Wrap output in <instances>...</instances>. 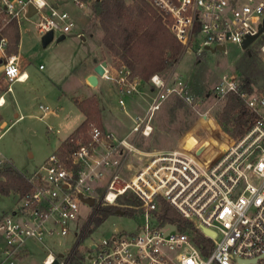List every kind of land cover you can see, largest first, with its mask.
<instances>
[{
    "label": "built area",
    "instance_id": "1",
    "mask_svg": "<svg viewBox=\"0 0 264 264\" xmlns=\"http://www.w3.org/2000/svg\"><path fill=\"white\" fill-rule=\"evenodd\" d=\"M70 1L78 9L86 8L81 0ZM145 1L183 52H192L193 48L197 54L218 52L223 47L226 53V46L240 47L247 37L257 34L264 19L262 0ZM29 6L36 10L34 26L40 38L48 33L65 36L74 27L70 15L57 2L0 0V71L6 85L0 108L11 85L26 80L17 57L7 54L9 42L4 32L11 24L18 27L28 19ZM261 51L264 55V45ZM239 76H224L216 94L238 95L251 115V124L214 160L207 147L198 153L174 147L150 156L125 178L121 163L136 151L134 146L128 137L117 140L112 133L92 125L88 142L77 140L69 153L56 150L49 155L26 176L29 191L19 196L10 214L0 218V264L17 261L29 240L43 244L47 238L66 237L81 205L88 206L91 213L75 230L71 248L54 256L43 246L48 253L42 264H264V91L242 92ZM101 78L117 90L122 110L123 97L142 95L140 80L124 66L106 64ZM148 83L154 96L143 115L132 119L129 135L149 137L154 114L170 97L192 104L186 83L177 76L170 82L153 75ZM39 111L41 118L52 112L43 106ZM8 128L0 117V141ZM6 165L10 162L0 154V169ZM128 194L138 206H117L118 200ZM89 199L93 200L91 206L85 203ZM161 203L191 229L181 230L179 222H162ZM104 206L134 210L137 214L132 218L139 225L134 232L112 231L108 238L80 247L90 232L96 209ZM197 235L209 243L199 241ZM253 260L255 263H251Z\"/></svg>",
    "mask_w": 264,
    "mask_h": 264
},
{
    "label": "rangeland",
    "instance_id": "2",
    "mask_svg": "<svg viewBox=\"0 0 264 264\" xmlns=\"http://www.w3.org/2000/svg\"><path fill=\"white\" fill-rule=\"evenodd\" d=\"M49 1L57 2L70 15L74 27L64 36V40L57 42L59 36H55L43 48L34 26L38 17L34 15L21 21L18 26L17 56L20 71L26 74V80L11 85V92L4 94V105L0 108L1 120L9 126L0 141V154L25 176L38 169L79 123L81 112L74 100L86 97L83 74L89 61L98 55L100 59H108L115 66L111 57L99 47L102 32L89 4H86V8L78 9L70 0ZM125 1L130 3L132 0ZM82 25L86 27L87 33L82 31ZM90 32L92 33L88 34ZM263 45L264 33L245 51L228 45L226 53L204 51L197 54L194 48L192 52H183L180 59L170 65L161 76L170 82L177 76L185 82L192 104L177 101L175 97L168 98L154 114L150 122L152 130L147 138L129 134L132 126L130 118L143 115L149 103L147 97L155 93L149 94V83L140 82V90L148 102L139 98L132 106L131 98L123 97L125 110H122L118 105L119 94L113 84L99 79L97 96L106 129L113 134L120 133L122 137L127 135L128 142L136 150L122 160V177H130L150 156L174 147L195 153L207 147L211 150L212 160L222 153L234 139L225 134L216 121L215 117L222 111L226 100L216 94V87L224 76L230 74H240L241 86L243 71L247 68L248 60L252 58L255 60V66L250 70L252 90L264 91V55L261 51ZM2 63L0 61V68ZM5 86L0 71L1 94ZM39 106L47 107L54 113L41 118ZM140 106L144 110L141 108L138 112ZM108 122L116 125V132H111L112 125ZM115 138L122 139L117 136ZM18 198L17 194L6 197L0 195V218L15 209ZM90 213L88 206H79L76 220L69 226L66 237L47 238L43 244L27 241L25 248L28 254L20 253L13 264H42L48 253L43 246L54 256L65 254L74 243L75 230L84 225ZM137 225L139 221L133 218L110 215L97 228L91 224L90 232L80 247L106 239L112 231L134 232ZM2 246L0 240V249Z\"/></svg>",
    "mask_w": 264,
    "mask_h": 264
},
{
    "label": "trees",
    "instance_id": "3",
    "mask_svg": "<svg viewBox=\"0 0 264 264\" xmlns=\"http://www.w3.org/2000/svg\"><path fill=\"white\" fill-rule=\"evenodd\" d=\"M91 6L92 12L98 21L102 32L101 47L111 57L116 67L124 66L130 70L131 75L140 82L147 83L153 75H160L174 64L183 54L181 45L175 40L168 29L161 22L160 16L145 0H81ZM4 36L9 46L8 55L17 56L19 43L18 27L11 24ZM247 57H249L247 55ZM251 63H253L251 65ZM255 60H248L247 68L243 71V80L240 90L245 93L252 92L253 80L251 68ZM163 77V76H161ZM1 95V91H0ZM222 111L216 115V121L223 132L237 140L248 130L251 124V115L246 111L243 100L236 94H228ZM177 101L183 102L178 97ZM79 111L84 115V121L60 144L58 151L69 153L73 142L90 140V125L104 129L101 120L99 101L96 96L84 100H74ZM29 191L26 176L18 172L13 165H6L0 169V195L9 196L17 194L23 196ZM127 196V197H126ZM123 196L118 205L138 206V201L131 195ZM117 206H104L96 209L92 224L99 227L110 215L117 211L123 212V217L132 218L137 213L128 208ZM160 219L162 222H179L181 230L191 229L189 223L183 221L171 210L161 203ZM199 241L209 243L202 236L197 235Z\"/></svg>",
    "mask_w": 264,
    "mask_h": 264
},
{
    "label": "crops",
    "instance_id": "4",
    "mask_svg": "<svg viewBox=\"0 0 264 264\" xmlns=\"http://www.w3.org/2000/svg\"><path fill=\"white\" fill-rule=\"evenodd\" d=\"M96 21H97V19H96ZM97 26H98V21H97ZM83 30V32H86L87 33V30H86V27L85 26H83L82 25V27H81ZM98 28H99V26H98ZM100 29V28H99ZM92 31V30H91ZM92 32H90V33H88V34H91ZM82 40H84L83 38H81ZM101 39H102V35H101V38L99 39V47L102 49V47H101ZM104 51V50H103ZM106 54V53H105ZM17 57V64H18V56H16ZM103 62H105L106 64H110L109 63V61H108V59H100L99 58V56L97 55L92 61H89V64H88V66H87V70L84 72V74H83V79H84V85H85V87H86V97H84L83 99H81V100H84V99H86V98H89V97H91V96H96L97 97V99H98V101H100L99 100V97L97 96V94H98V85H99V79L100 80H102V81H105L104 79H102L101 77H97V80H98V83H97V85L95 86V87H92V86H90V85H88L87 84V78L89 77V76H92V75H94V68L98 65V64H101V63H103ZM19 66V65H18ZM20 69V68H19ZM26 75V74H25ZM151 93H152V91L150 90V95H151ZM153 94V93H152ZM144 93L142 92V95L141 96H135V97H131V99H130V105L132 104V106H133V102L135 103V100L136 99H141V101H147V99H145L144 97ZM145 96H148L147 94L145 95ZM154 95H152V96H149V97H147L148 98V101H150L149 99H151L152 97H153ZM132 101V102H131ZM147 101V102H148ZM99 106H100V103H99ZM141 108L144 110V108L142 107V106H140V108L138 109L137 107H136V109H138V112H140V110H141ZM38 109H39V107H38ZM146 110V109H145ZM145 110H144V112H145ZM101 112H102V110H100ZM54 112L52 111L50 114H53ZM140 114H138V115H136V116H139ZM135 117V116H134ZM134 117H131L130 119H131V123H132V119L134 118ZM101 120H102V126H103V128H104V130L105 131H107V132H110L108 129H106V121L103 119V115H102V113H101ZM84 121V115L81 113V119H80V121H79V123L77 124V125H75L76 127H74L73 128V131L82 123ZM108 124H111L112 125V127H111V132L113 131V132H116V125L114 124V123H110V122H108ZM133 127V123H132V126H131V128ZM72 131V132H73ZM131 131V130H130ZM56 133L58 132L57 130L55 131ZM71 132V133H72ZM53 134H54V131L52 132ZM71 133H69V135L71 134ZM113 134V133H112ZM116 134V135H115ZM68 135V136H69ZM114 136H117L118 138H125V137H122L121 135H120V133H114L113 134ZM67 136V137H68ZM66 137V138H67ZM64 141V140H63ZM62 141V142H63ZM61 142V143H62ZM60 143V144H61ZM60 144H59V146H60ZM58 146V147H59ZM57 147V148H58ZM25 254H28V251H27V249H26V251L24 252ZM45 258V257H44ZM44 260V259H43ZM42 260V261H43ZM42 263V262H41Z\"/></svg>",
    "mask_w": 264,
    "mask_h": 264
},
{
    "label": "water",
    "instance_id": "5",
    "mask_svg": "<svg viewBox=\"0 0 264 264\" xmlns=\"http://www.w3.org/2000/svg\"><path fill=\"white\" fill-rule=\"evenodd\" d=\"M36 13V10L32 7V6H29V10H28V13L26 15L27 18H30L32 17L34 14ZM264 33V19L261 23V25L259 26V30L257 32V34L253 35V36H249L247 37L243 43L240 45V49L242 51H245L249 48V46L254 43L262 34ZM65 37L62 35V36H59L56 41L57 42H60L62 40H64ZM54 40V37L52 35V33H48L46 35H44L41 39H40V43L42 45L43 48L47 47L52 41ZM224 50L223 47H219L217 49L218 52H222ZM211 52H215L214 50L211 51ZM106 67V63L103 62L101 64H98L95 68H94V75L92 76H89L87 78V82L90 86L92 87H95L98 83V80H97V77H101L103 74H104V69ZM85 203H87L88 205H92L93 204V200L89 199V200H85ZM116 215L117 216H122L123 215V212L121 211H117L116 212ZM170 229L172 230L173 228L170 227ZM251 263H255V260H253ZM53 264H57V261H54ZM239 264H248V262H239Z\"/></svg>",
    "mask_w": 264,
    "mask_h": 264
},
{
    "label": "bare ground",
    "instance_id": "6",
    "mask_svg": "<svg viewBox=\"0 0 264 264\" xmlns=\"http://www.w3.org/2000/svg\"><path fill=\"white\" fill-rule=\"evenodd\" d=\"M25 75V74H24Z\"/></svg>",
    "mask_w": 264,
    "mask_h": 264
}]
</instances>
